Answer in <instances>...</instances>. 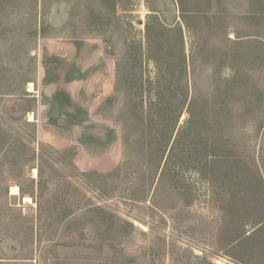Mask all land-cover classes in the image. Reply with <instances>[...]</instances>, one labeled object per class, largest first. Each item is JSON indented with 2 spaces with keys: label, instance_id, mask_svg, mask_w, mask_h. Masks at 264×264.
Wrapping results in <instances>:
<instances>
[{
  "label": "rangeland",
  "instance_id": "rangeland-1",
  "mask_svg": "<svg viewBox=\"0 0 264 264\" xmlns=\"http://www.w3.org/2000/svg\"><path fill=\"white\" fill-rule=\"evenodd\" d=\"M62 37L115 62L110 171L37 138ZM0 264H264V0H0Z\"/></svg>",
  "mask_w": 264,
  "mask_h": 264
},
{
  "label": "crops",
  "instance_id": "crops-1",
  "mask_svg": "<svg viewBox=\"0 0 264 264\" xmlns=\"http://www.w3.org/2000/svg\"><path fill=\"white\" fill-rule=\"evenodd\" d=\"M34 119L37 138L74 148L81 172L110 171L121 158V133L100 115L115 90V62L98 37L46 38L37 49Z\"/></svg>",
  "mask_w": 264,
  "mask_h": 264
},
{
  "label": "bare ground",
  "instance_id": "bare-ground-1",
  "mask_svg": "<svg viewBox=\"0 0 264 264\" xmlns=\"http://www.w3.org/2000/svg\"><path fill=\"white\" fill-rule=\"evenodd\" d=\"M28 87H29V88H28L29 91H31V89H32L31 84H29ZM34 176H35V175H34ZM10 194H11V195H14V196L19 195V189L17 188V186H13V187L10 188ZM28 200H29L28 198H25V199H24L25 202H27Z\"/></svg>",
  "mask_w": 264,
  "mask_h": 264
}]
</instances>
